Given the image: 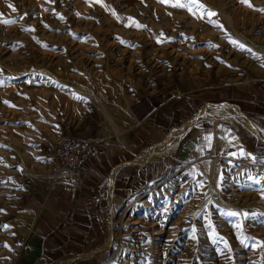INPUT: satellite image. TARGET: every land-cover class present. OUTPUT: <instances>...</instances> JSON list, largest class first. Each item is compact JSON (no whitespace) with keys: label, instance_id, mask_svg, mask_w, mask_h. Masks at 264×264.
Here are the masks:
<instances>
[{"label":"rangeland","instance_id":"obj_1","mask_svg":"<svg viewBox=\"0 0 264 264\" xmlns=\"http://www.w3.org/2000/svg\"><path fill=\"white\" fill-rule=\"evenodd\" d=\"M249 2L0 0V264L17 256L27 197L55 181L60 135L108 140L155 79L264 78V0ZM101 259L264 264V160L175 167L115 215Z\"/></svg>","mask_w":264,"mask_h":264},{"label":"crops","instance_id":"obj_2","mask_svg":"<svg viewBox=\"0 0 264 264\" xmlns=\"http://www.w3.org/2000/svg\"><path fill=\"white\" fill-rule=\"evenodd\" d=\"M90 138L98 155L27 197L13 264H99L115 215L175 167L206 158L264 160V78L152 80L137 87L114 136Z\"/></svg>","mask_w":264,"mask_h":264},{"label":"built area","instance_id":"obj_3","mask_svg":"<svg viewBox=\"0 0 264 264\" xmlns=\"http://www.w3.org/2000/svg\"><path fill=\"white\" fill-rule=\"evenodd\" d=\"M52 152L56 162L53 176L55 178L64 170L81 169L88 159L98 155L99 148L89 139L60 135L54 142Z\"/></svg>","mask_w":264,"mask_h":264},{"label":"snow or ice","instance_id":"obj_4","mask_svg":"<svg viewBox=\"0 0 264 264\" xmlns=\"http://www.w3.org/2000/svg\"><path fill=\"white\" fill-rule=\"evenodd\" d=\"M98 2H99V0H98ZM161 2H162V3H168V0H161ZM241 2L247 4L249 7L252 6V5L250 4L249 0H241ZM173 6L184 7L185 5H184V4H180V3L178 2L177 4H175V5H173ZM9 7L12 8L13 11H16V9H15V7H14L13 5L9 4ZM2 15H3V14H0V16H2ZM208 15H209V16H214V15H216V14L213 13V12H208ZM3 23H5V24H10V23H15V21L4 20ZM136 26H137V27H144V26L139 25L138 23H136ZM232 43H233L234 45L238 46V47L241 48V49H245V46H244L243 44H240V43L237 42V41H232ZM247 50H248V51H251V49H247ZM6 103H7V102H6ZM10 106H11V105H10ZM257 182H258V181H257ZM226 215L231 216V217H238V216H240V215H243L245 218H248V215H249V214H248V213H243V214H241V213H237V212H229V213H226ZM8 227H9V226H7V225L3 226L4 230H7ZM238 227H239V225H238ZM5 247H10V246L5 245Z\"/></svg>","mask_w":264,"mask_h":264},{"label":"bare ground","instance_id":"obj_5","mask_svg":"<svg viewBox=\"0 0 264 264\" xmlns=\"http://www.w3.org/2000/svg\"><path fill=\"white\" fill-rule=\"evenodd\" d=\"M153 156V155H152Z\"/></svg>","mask_w":264,"mask_h":264}]
</instances>
